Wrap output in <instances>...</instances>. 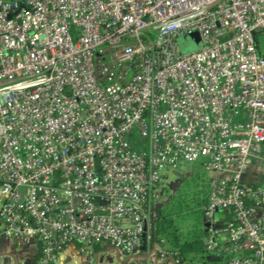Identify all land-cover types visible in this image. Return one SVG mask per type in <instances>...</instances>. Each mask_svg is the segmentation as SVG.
Instances as JSON below:
<instances>
[{
	"label": "built area",
	"instance_id": "1",
	"mask_svg": "<svg viewBox=\"0 0 264 264\" xmlns=\"http://www.w3.org/2000/svg\"><path fill=\"white\" fill-rule=\"evenodd\" d=\"M259 34L264 0H0V237L35 242L34 264L69 244L153 264L142 241L173 262L149 208L164 173L199 164L205 254L264 264V184L242 181L264 165Z\"/></svg>",
	"mask_w": 264,
	"mask_h": 264
},
{
	"label": "rangeland",
	"instance_id": "2",
	"mask_svg": "<svg viewBox=\"0 0 264 264\" xmlns=\"http://www.w3.org/2000/svg\"><path fill=\"white\" fill-rule=\"evenodd\" d=\"M175 43L182 55L196 51L201 47L197 32L181 34L176 38ZM210 176L212 175L204 171L199 164H181L177 170L163 174V182L156 190L155 203L160 204L163 213L170 214L184 239L197 237L201 233L204 223L203 214L201 220H199V211L202 203L208 202ZM66 249L68 253L72 252L71 246ZM22 250L24 249H18L20 252ZM29 255H31V252H24L22 261H18L17 264H26V261H31ZM115 255V251L109 249L106 253L100 255L98 263L93 264H119ZM205 255L203 262L190 264H206L209 255ZM230 256L229 253H224L217 261L219 264H224ZM80 257L84 258L83 256ZM1 259L0 264H14L11 257L6 256ZM68 264L74 263L70 262Z\"/></svg>",
	"mask_w": 264,
	"mask_h": 264
},
{
	"label": "crops",
	"instance_id": "3",
	"mask_svg": "<svg viewBox=\"0 0 264 264\" xmlns=\"http://www.w3.org/2000/svg\"><path fill=\"white\" fill-rule=\"evenodd\" d=\"M264 165H258V166H253L250 168L243 176H242V181L245 183H263L264 184ZM212 177V176H210ZM203 232L204 230V225L201 229ZM71 246L72 247V252L68 253L67 252V247ZM61 253L59 260L57 261L56 264H68L70 262H73L74 264H90L89 263V258L83 254H81L78 251V245L76 244H69ZM19 248H23L22 252L18 251ZM109 249H111L108 246L104 245H99L95 247V263H98L100 255L106 253ZM14 250V251H13ZM114 250V249H111ZM115 251V250H114ZM15 252V254H14ZM24 252H31V261L27 262L26 264H34L35 260L38 255V246L35 242L29 241L27 243L23 244H17L15 242H12L10 240L4 239L0 237V260H2V257H11L14 261V264H17L18 261H22L23 259V253ZM150 252V247H148L147 244H145L144 241L141 242L137 252L134 254L133 258L137 260H144L147 262H152L155 264V257L154 255H149ZM115 258L119 264H125L127 257H125L123 254H120L115 251ZM80 256H83L84 258H81ZM80 257V258H79ZM79 258V259H78ZM220 257L216 254L209 255L207 258V263L206 264H219L217 259ZM159 264V263H158ZM160 264H173V262H167V263H160ZM175 264V263H174ZM178 264H184L183 262H180ZM225 264V263H224Z\"/></svg>",
	"mask_w": 264,
	"mask_h": 264
},
{
	"label": "trees",
	"instance_id": "4",
	"mask_svg": "<svg viewBox=\"0 0 264 264\" xmlns=\"http://www.w3.org/2000/svg\"><path fill=\"white\" fill-rule=\"evenodd\" d=\"M205 205H207V202L202 203L199 211V220H201L203 210L206 207ZM225 217L228 220L232 219L231 215H226ZM149 218L153 226L152 244L150 246L153 247V245L157 244L161 251L171 256L174 261L179 260L189 264L204 261L206 257L203 246V241L206 236L205 232L201 230L199 236L192 237L191 239L182 238L170 214L163 213L160 204L154 202L149 208ZM160 241L162 243H159Z\"/></svg>",
	"mask_w": 264,
	"mask_h": 264
},
{
	"label": "water",
	"instance_id": "5",
	"mask_svg": "<svg viewBox=\"0 0 264 264\" xmlns=\"http://www.w3.org/2000/svg\"><path fill=\"white\" fill-rule=\"evenodd\" d=\"M255 41L257 43L258 54L264 57V34L257 35ZM154 257L156 260V255Z\"/></svg>",
	"mask_w": 264,
	"mask_h": 264
}]
</instances>
